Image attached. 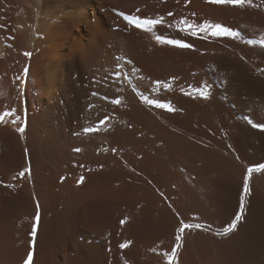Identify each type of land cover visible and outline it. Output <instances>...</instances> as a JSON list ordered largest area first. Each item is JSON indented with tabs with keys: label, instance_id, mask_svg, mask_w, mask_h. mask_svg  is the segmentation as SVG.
<instances>
[{
	"label": "bare ground",
	"instance_id": "bare-ground-1",
	"mask_svg": "<svg viewBox=\"0 0 264 264\" xmlns=\"http://www.w3.org/2000/svg\"><path fill=\"white\" fill-rule=\"evenodd\" d=\"M252 2L0 0V113L20 118L0 124V264H166L181 220L202 227L183 234L179 264H264V171L243 193L264 164V130L244 119L264 124V48L246 42L264 35V0ZM119 13L240 36L149 33ZM205 83L208 99L193 91ZM242 199L243 220L219 235Z\"/></svg>",
	"mask_w": 264,
	"mask_h": 264
},
{
	"label": "snow or ice",
	"instance_id": "snow-or-ice-1",
	"mask_svg": "<svg viewBox=\"0 0 264 264\" xmlns=\"http://www.w3.org/2000/svg\"><path fill=\"white\" fill-rule=\"evenodd\" d=\"M207 2L210 4H214V5H224V6H232V7H240V8L258 7V5L253 4L252 0H207ZM137 11H139V9H137ZM119 14L123 16L124 19L127 20L130 25L135 26L136 28L149 32V33H155L157 26H164L167 28L175 27V29L181 33H184L186 35H190L193 37H197V38H204V39L207 38V35H211L212 37H215V38L230 37L232 39H236L240 36V33L238 31H235L231 29L230 27H227L225 25L218 24V23L208 22V21H205L201 24H197L194 21H189L186 17H182L179 20L170 23L166 20L164 16H157L155 18H152V17H139L136 15L129 16V15H125L124 13H119ZM167 15L172 16L173 13H168ZM192 16H195V13H192ZM201 33H205L207 35L201 37ZM155 39L157 42L161 44H167V45H171V46L181 48V49L195 50V46L193 44L185 42L181 39L168 38L160 34H156ZM246 42L250 45H253V46L258 45L261 48H264V35H261L258 39H250V40H247ZM24 55L27 57H31L32 53L25 52ZM117 79H119V73H117ZM156 86L157 88L163 86L167 90H171L170 84L162 85V82L160 81L156 82ZM208 89H209V86L205 83L203 86L196 88L193 91L196 96H199L200 98H203V99H208L210 96V92ZM185 94L193 95V92H187ZM144 99L146 103L154 104L158 108H164L169 112L177 111V109H175L170 102L160 103L158 101L147 100V98H144ZM113 103L120 104L121 101L115 100L113 101ZM9 116L14 117V119L11 121L13 124L17 123L20 120L18 116H15L14 110L4 111L3 113H0V124L6 123L7 122L6 117H9ZM244 119L247 120L248 123L252 124L253 127L264 130V124L253 123V121L247 116H245ZM102 123H106V121ZM24 130L25 129L23 126L17 128V131L20 132L21 134H23ZM95 131H98V129L94 126L87 127L84 129L85 133H91ZM74 151L79 152L81 150L77 148V149H74ZM25 171H21L17 173V176L20 178H24ZM262 171H264V164H259L255 167H249L247 169L245 183L243 186V193H244L245 198L250 194L249 181L251 180L252 174L254 172H262ZM83 182H84V177L81 176L80 183H83ZM7 186L14 187L13 185H7ZM243 205H244V201L242 199L240 213L235 216L234 220L230 224H228L226 228H224L220 233H218L219 235H227L236 230L237 225L243 220V213H244ZM35 220L37 223L39 222V215L36 216ZM126 222H127L126 219L121 220V224H124ZM201 227L202 225L200 224L185 223L183 220L180 221L179 226L176 229L177 234L175 236V240L177 243L175 244L173 249L170 252L162 251L158 253L162 255L163 257H165L166 264H179L178 256H179V250L182 247L183 234L185 233L186 230H190L193 228L199 229ZM35 234H36L35 230H33L32 236L35 237ZM130 243L131 242L126 241L125 243L121 244L120 247L127 248ZM152 251L155 252L156 249L154 248L152 249ZM32 259H33L32 254L29 253L25 261V264H32ZM125 264H127V261H125Z\"/></svg>",
	"mask_w": 264,
	"mask_h": 264
}]
</instances>
